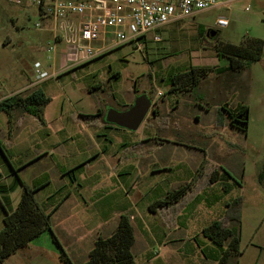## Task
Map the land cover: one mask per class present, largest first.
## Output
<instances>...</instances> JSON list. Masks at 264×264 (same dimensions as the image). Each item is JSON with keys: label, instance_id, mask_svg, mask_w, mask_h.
<instances>
[{"label": "rangeland", "instance_id": "374dc122", "mask_svg": "<svg viewBox=\"0 0 264 264\" xmlns=\"http://www.w3.org/2000/svg\"><path fill=\"white\" fill-rule=\"evenodd\" d=\"M219 18L227 19L229 25L218 26ZM55 25L56 20L45 16L32 0L20 3L0 0V99L14 88L15 76L20 73L23 79L28 76L27 83L34 80L36 61L49 72L62 71L41 85L52 98L46 107L50 135L43 140L48 150L61 141L78 146V138L75 140L68 137L70 133L55 129L68 124L82 133L76 122L78 116L93 115L90 116L93 131L83 132L82 139L91 145L98 144L99 150L78 151L74 162L85 156L91 158L86 164L80 161L82 165L76 172L83 177L88 166L87 172H92L90 178L98 179V172L109 168V193L103 197L97 187L92 193V208L97 210L99 205L109 202L110 212L120 205L126 206L130 200L127 210L138 216L133 220L137 239L133 250L138 264H218L226 246H218L211 240L210 244L203 242L207 237L201 229L223 218L226 203L238 195L242 197L240 222L231 221L228 225L240 226V252L232 253L225 264H264V181H259L264 165V53L261 60L241 70L219 72L217 69L230 63L229 58L219 56V45L241 44L251 37L264 39V0H220L209 9L177 17L156 29L162 36L160 41L154 40L150 33L147 40L140 41L141 49L137 48L138 42H128L66 71L64 68L74 66L65 64L66 46L62 36H58L55 58L47 50L55 35ZM192 66L210 70L191 93L182 92L180 87V105L174 109L177 96L169 92L173 76ZM24 81L18 80L16 84ZM141 94L150 97L153 105L137 130L109 124L104 116L107 110L128 109ZM227 102L232 107L241 103L249 106L247 135L232 127L228 118L224 126H216L217 111ZM11 114L0 113L1 126L8 128L15 121ZM0 140L7 149L10 139L0 137ZM231 141L241 149L236 150ZM105 145L109 147L108 153ZM32 150L26 155V152L17 153L20 151L12 146L6 152L17 167ZM0 159L8 168L2 150ZM220 166L234 178L221 171L220 180L209 183L210 172ZM201 170L204 174L198 178L196 175ZM67 178L70 180L71 176ZM189 182L193 187L186 196L162 213L167 221L153 215L150 203ZM225 183L230 184L228 191H224ZM219 196L221 200L210 206L209 202L213 203ZM181 221L191 226L167 225ZM25 251L20 248L0 264H66L59 252L53 250L42 256L31 251L29 261L21 256Z\"/></svg>", "mask_w": 264, "mask_h": 264}, {"label": "crops", "instance_id": "0c3cea01", "mask_svg": "<svg viewBox=\"0 0 264 264\" xmlns=\"http://www.w3.org/2000/svg\"><path fill=\"white\" fill-rule=\"evenodd\" d=\"M228 65L229 64H226L224 66ZM73 68H75V66L67 67L64 69L66 71ZM58 72L62 71L53 69V71L50 72V76L46 79L37 80L35 76L34 80H30L29 83L26 82L28 76H24V83L16 84L18 83V80L19 82L20 80H24L22 77L23 74L20 73V75L15 76L16 81L12 84H15L13 86L14 88L10 92H7L0 99V101L15 94H19L25 97L27 94L33 91L31 90L32 87L37 86V88H39L41 85H44L51 76L60 74ZM41 87L46 91V94L49 95L46 88L44 86ZM178 93L181 94L179 90L172 92V94L177 96L174 109H177L180 105V97L178 96ZM51 102L52 99L48 104H50ZM47 105L44 108V120H40L36 115L29 113L28 111H25L23 109L13 108L11 110V115L13 116L12 118L15 121L12 122V124H10L8 128H6V126L0 125V132L2 133L0 134V137H8L10 139L7 142L6 150L8 151L12 149V146H14V148H16V151H20L17 153L26 152L27 155V152L32 150V147L39 146V148H37L35 151L32 150L33 153L27 156L26 159L20 160V163L16 167L18 169L17 173L27 185L31 187H37L36 199L40 206H42L47 211H51V223L54 233L57 235L58 239L60 240L61 244L63 245L68 255L71 257V259L76 264H80L85 262L89 258V252L93 248L95 241L100 235L108 236L116 230L122 213H127L130 215L136 236V227L133 223V220H136L138 216L135 212H128L127 209L130 200L126 206L120 205L118 209L112 210L110 212L109 208L111 207L109 206V202H106L104 205H99V208L97 210H94L92 208V205L94 204V201L92 200V193L97 191V187L103 192L102 195H105L103 197H106V194L109 193V168L105 167L104 169H102V171L98 172V179H92L90 178V174L92 172H87L89 170L88 166H86V175H84L83 177L76 172L82 165L81 163H88V160L91 157L85 156L82 159H79V162L82 161L80 163L73 161V157L78 153V151L86 153L94 149L96 151L99 150L98 144L91 145L90 142L82 139L84 138L82 136L83 132L85 134L87 130H89V132L93 131H91L92 118H81L80 115L78 116L79 119H77L76 122L80 127H82V133H77L78 130L75 131L76 129L68 124L59 126L57 129H55L56 132L65 131L66 133H70L68 137L75 138V140H77L76 138H78V146H75L72 143L68 142L62 143L61 141L58 142L55 147H52L50 150H48L46 140H43L46 137L48 138L50 135V127L46 124ZM17 112L22 113H19L17 115ZM33 116H36L39 122H41V125L35 123L36 119ZM45 132H48V136L45 135ZM6 133H8V135H6ZM89 137L90 141H93L91 136ZM12 138L14 140H12ZM34 138L35 140H32ZM27 139H31V141L28 143ZM105 147V150L108 153L109 147L106 145ZM51 155L54 156V158H52ZM8 158L11 161L9 155ZM11 163L14 166L12 161ZM8 164V168H5V162L0 159V230L4 226L3 219L5 215V209L13 210L16 208L24 189L22 182H19L17 180L16 173L13 170L12 165L9 162ZM68 175L71 176L70 180L67 178ZM43 190H47V192L43 193ZM197 196L199 198L202 195ZM208 198L209 197H207V199ZM219 200H221V196H219L217 200H213V203L209 202V205L211 206ZM227 204L228 202L226 203V206ZM169 208L171 207L163 208L160 210V212H154L153 215L156 214L160 216L161 219L166 220L162 213ZM174 223L171 224V222H169V224L167 225L170 228H187L191 226V224L186 221H181L180 223L175 224ZM204 227L205 226L202 227V231ZM209 240L210 239L206 238L203 240V242L210 244ZM136 243L137 239L135 244ZM21 249L27 250L21 255L26 261L31 260V251L37 252V256H42L48 250H53L55 253L59 252L62 257V251L57 243L53 240L52 232L49 229L44 231L39 236L33 238L29 242V244L22 247ZM28 250L30 252H28ZM17 253L18 251L14 254ZM12 255L4 261L9 260ZM135 257L137 260L136 254Z\"/></svg>", "mask_w": 264, "mask_h": 264}, {"label": "trees", "instance_id": "16d2710c", "mask_svg": "<svg viewBox=\"0 0 264 264\" xmlns=\"http://www.w3.org/2000/svg\"><path fill=\"white\" fill-rule=\"evenodd\" d=\"M219 56L227 57L230 60L228 66L218 67L219 72L238 71L250 65L254 61L263 58L264 39L260 37L247 38L241 44L226 43L217 47ZM208 67L192 66L187 70L176 72L173 76V84L169 92H175L182 88V92L191 93L200 84L203 77L208 74ZM51 97L46 94L42 88H36L25 97L15 94L6 97L0 101V112L7 111L11 113L14 108L23 109L36 115L40 120H44V108L51 101ZM132 104L129 105L131 107ZM154 112L156 109H154ZM106 113H104L105 116ZM86 116H93L87 114ZM226 118L229 119L232 127L247 135L249 128V106L241 103L236 107L224 103L217 111L216 126L225 125ZM109 124H112L109 122ZM233 142V141H231ZM236 145V150H240V145ZM0 150L8 162L6 149L0 141ZM16 173V178L22 182L24 189L20 201L15 209H5L4 226L0 230V262L6 260L9 256L16 253L20 248L29 244V242L39 236L46 230H51L53 240L62 251V259L66 264H76L68 255L57 235L52 229L51 211H47L38 203L36 199L37 187L27 185L17 173L18 169L12 165ZM224 171L227 177L234 178L233 174L220 166L209 174V183H215L220 180ZM204 174L203 170L196 175L198 178ZM259 181H264V165L259 173ZM193 183L189 182L180 187L170 190L165 197L158 198L150 203L149 208L152 212H160L161 209L172 207L178 204L184 196L191 190ZM224 190L228 191L230 184H224ZM242 197L240 195L233 198L227 204L226 214L223 218L215 219L203 228V234L218 246H226L223 255L218 264H224L232 253L240 252L241 236L240 226L231 227L228 225L231 221L240 222V208ZM136 242L134 226L131 217L127 213H122L116 230L108 235H100L93 248L89 252V258L80 264H138L133 252V245Z\"/></svg>", "mask_w": 264, "mask_h": 264}, {"label": "built area", "instance_id": "2783aa9c", "mask_svg": "<svg viewBox=\"0 0 264 264\" xmlns=\"http://www.w3.org/2000/svg\"><path fill=\"white\" fill-rule=\"evenodd\" d=\"M20 3L21 0H7ZM45 16L56 20L55 35L47 50L58 51V36L65 42L66 65L74 66L96 58L112 47L128 42L162 40L156 29L172 19L209 9L220 0H32ZM75 19L77 22H75ZM217 25L226 27L229 21L219 18ZM40 26V23H37ZM51 58V56H49ZM37 80H44L50 72L40 61L34 64Z\"/></svg>", "mask_w": 264, "mask_h": 264}, {"label": "water", "instance_id": "95a60500", "mask_svg": "<svg viewBox=\"0 0 264 264\" xmlns=\"http://www.w3.org/2000/svg\"><path fill=\"white\" fill-rule=\"evenodd\" d=\"M152 105V99L146 94H141L135 98L134 103L128 109L119 111L110 108L106 111L105 117L106 120L112 124L129 130H137L144 122Z\"/></svg>", "mask_w": 264, "mask_h": 264}]
</instances>
